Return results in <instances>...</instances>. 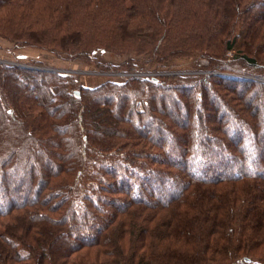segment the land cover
I'll use <instances>...</instances> for the list:
<instances>
[{
    "label": "trees",
    "instance_id": "trees-1",
    "mask_svg": "<svg viewBox=\"0 0 264 264\" xmlns=\"http://www.w3.org/2000/svg\"><path fill=\"white\" fill-rule=\"evenodd\" d=\"M38 1L0 0V6ZM53 11L69 21L63 30L76 37L72 50L86 58L109 49L121 55L148 53L160 62L200 54L210 67L225 68V55L232 51L234 62L254 71L262 65L264 76V50L254 58L244 50L248 44L253 48L254 39L262 42L264 0H72L55 3ZM101 17L107 22L86 30V21ZM239 20L244 24L236 30ZM232 63L226 65L229 70ZM5 68L0 66V86L6 94L27 85L13 86L10 77L40 84L49 78L54 87L44 86L39 94L47 118L37 119L32 111L28 126L15 102L7 101L11 109L0 101V264H264V193L252 191V181L264 185V168L248 167L258 154L264 157V108H253L247 95L261 84L218 75L214 82L178 78L175 90L146 80L85 89L53 73ZM194 82L199 92L189 89ZM225 87L235 92L221 94L228 95V115L214 105ZM200 102L208 123L198 113ZM202 123L212 127L210 132L218 127L222 136L207 132L196 143L193 134ZM165 134L171 137L167 149L159 139ZM197 144L211 153L204 173L192 166L202 162L192 148ZM225 155L231 158L227 163L220 161ZM213 163L225 174H205ZM220 182H233L238 192ZM212 183L218 186L211 192L207 185ZM219 192L229 194L225 199ZM244 199L250 205L257 200L252 207L257 217L242 220V232L235 235L230 208L239 200L246 204ZM98 201L115 204L114 211L98 207ZM247 209L239 211L242 217L251 213Z\"/></svg>",
    "mask_w": 264,
    "mask_h": 264
},
{
    "label": "rangeland",
    "instance_id": "rangeland-1",
    "mask_svg": "<svg viewBox=\"0 0 264 264\" xmlns=\"http://www.w3.org/2000/svg\"><path fill=\"white\" fill-rule=\"evenodd\" d=\"M69 1L72 0H50V1L39 0L38 2H35L33 5L27 7H25L24 5L25 3H19L14 5V8H9L8 5H1L0 6V54L4 56V62L1 63L0 66L6 67L5 69L7 71L10 68H12L13 70L31 69V70H37V72L53 73L54 75H59L65 79H73L74 82L78 84V86L85 89H95L108 82L122 84L126 81H132V80L133 81L146 80L155 83L164 82L167 84H171L174 87L172 89L175 90L179 86L178 83L176 82V79L178 78L179 79L191 78L194 81H197L198 79L208 78V80L212 81L213 80L212 78L215 77L214 80H216L217 79L216 76L218 75L221 76L228 75L237 78L249 79L252 82H257L261 84L260 89H258L253 95H250L249 93L247 95L251 99L253 98L254 100L252 105L253 108L255 107L258 109L264 108L263 103H261L263 102L262 98L264 97V76L260 75L261 68L258 67L262 65H258L255 71L248 67L239 65V63L234 62L235 55L234 52L232 51L227 52L225 55V58L223 60L225 64V68L210 67V63L208 62V59L206 57H202L200 54H192L191 56L189 55L174 56V57H170L167 60H163L162 62L157 61L154 57H152L148 53H139V54L125 53L121 55V54H117L116 51H112L110 49L106 51L94 50L87 56V58L86 56L84 57L78 55L76 52H74V50H72L71 47L72 45H75L74 43L76 42V37L73 35L68 36L67 34L68 32L63 30V29H67V26L68 27L71 26L69 24V21L65 22L63 18L60 17V15L56 13L52 14L54 12L53 8L55 3L63 4ZM106 22H107V17L105 18L101 17L91 21H86L85 22L87 26L86 30H88L89 27L90 28L93 27L95 24L102 25L103 23ZM237 24L238 25L236 30H241L244 22L239 20ZM8 30H11L12 33L7 32ZM54 32L57 34V37H52ZM259 40L260 38L254 39L253 48L250 44H248V46L244 48L248 56H250L251 58L253 55L256 56L255 54L258 51L261 52V49L264 50L263 47L264 34L263 37L261 38L262 42H259ZM50 42L51 45H49ZM59 46H63L61 48H65V51L62 50ZM17 55L19 56V59L16 58ZM256 59H258V56ZM230 63H232L231 66L233 67L230 68L231 70H229V68L226 67V65H229ZM22 78L10 77L9 81L11 82V85L17 83L25 85L27 83V85L23 88L16 86L15 92L14 93L12 92V94L11 93L6 94L5 91L2 90L0 86V101L7 103L6 106L11 109H13L14 106L9 105L7 101L11 99L13 102H15L16 110L18 111V114L22 118L20 120L23 123H26V126H28V123L30 124L31 121L30 119H28L27 116L28 115L30 116L32 114L31 113L32 111H35L36 114L33 115L37 119H39L40 116L43 118L44 117L47 118L48 114L46 113V110L45 109L43 110L41 108V105L39 104L41 100L39 94H41L42 91L44 90V86L47 87L49 90V88L51 89V87L52 88L54 87V84H52V80L49 78L43 79V84H40L39 81H36V79L33 82L31 81L29 82V80H23ZM11 85L9 83V86ZM193 85H190L189 89L196 90L199 92L200 90L197 87V82H194ZM236 89L239 90V87H237ZM71 93L72 92L70 91V94ZM234 93L235 92L232 93L231 90H228V88L225 87L221 89L220 95L218 94L219 99H217L218 97L217 98L214 97L215 107L221 110L225 115H228L229 113L227 109V107H229L228 105L229 98L227 95V99H225L222 95L229 94L231 96L232 95L234 96ZM74 94L76 96H79L78 91H75ZM50 95H51V91H49V95L46 96L43 95V97L45 99H48L50 98L48 97ZM31 104H34V107H31ZM201 105L202 104L200 102V105H198V113H200V116L204 118V120L202 121H206L207 118L205 119L204 116L205 112L203 111V106ZM236 109L240 111L244 117L250 120L249 119L251 118L250 115L249 116L245 115L243 111L239 110L238 108ZM38 112H42L44 115L41 114L39 115ZM261 112L263 111L261 110L260 113ZM218 116L220 117V114H216V118H218ZM262 116L264 118V113ZM162 119L165 122L167 121V124H171L173 122L170 118H162ZM148 125L150 129H152L154 123L151 121L150 124ZM238 125L239 128L243 127V125L239 122ZM211 128L212 127L210 125L208 127L206 123L205 124L202 123V125L197 127V129L194 131L193 141H195L196 143L202 141L204 139V136H206L207 132L212 137L222 136L218 130V127H216L217 130L214 131L211 130L210 132L209 129ZM52 135H50L49 138L52 137ZM261 135L264 137V129L261 131ZM169 138L171 137L168 134H165V136L163 135V137H159L160 142L161 141H162L161 143L164 142L162 144L163 145L162 147L164 149L170 147V144L167 143V140ZM258 147L260 148V146ZM192 148L193 150L195 148L194 152L198 157L197 159L202 160V162L198 161V164L195 162L192 165L194 166V172H196L195 171L196 167L199 166L200 171L202 173L203 171H206L204 166H209L207 161L211 159L210 157L211 153H207L206 151L204 152V148L200 144H197V146H194ZM140 151H144V150L142 149ZM218 152H219L218 149L214 146L212 149V153L217 154ZM35 158L37 160V157ZM225 158H227V155H225ZM49 160L52 163H59V160L55 157H50ZM228 160H231V158L229 157L224 161L222 160L220 161L227 163L229 162ZM38 161L43 163V159H41V161L40 160ZM166 161L170 162L169 158ZM261 162H264V157L262 158V156L258 154V157H255L254 161L248 162V164L250 165L248 167L254 169L256 167H259L263 169L264 165L262 164L264 163ZM200 163L202 165H199ZM44 166H42V168H44ZM211 166H213L211 169L212 171L210 173H205V174L207 175L209 174L210 176H214V177L215 176L220 177L221 175L225 174L224 173L225 170L221 167V165H217L213 163ZM33 167H37V165L33 164ZM50 170L54 171L53 166L52 169ZM16 173L22 175L18 172V170L16 171ZM106 178L110 179L109 176H107ZM60 181L61 180L56 179L57 183H59ZM232 183L220 182L219 186L227 187L228 191L231 190L232 192H234V194H236V192H238V189H236L235 187L233 188ZM248 183L249 182L245 183V186H247ZM215 184L216 183L207 185L210 186L211 192L216 186H218V184L217 185ZM252 185H253L252 191L258 189V192H260L259 190H261V192L264 193V185H260L261 186L260 188V186L257 185V181H252ZM169 186H171V184H169ZM147 193L149 194V192ZM219 193L224 198L227 196V194H229V192H227V194L222 192ZM159 195H161L162 198L166 196L165 194H161L160 192ZM206 196L210 197L209 195ZM124 197L126 198V195H124ZM252 202H253L252 205L249 204V201L246 204L243 203V200H239L235 206L233 205L231 206V204L228 205L226 204L228 207L231 206L230 209H232V215L234 217V220L232 221V229H234L235 235H238L242 232V224H240L242 220L245 221L246 223L253 222V220L257 217V215L252 212V207L256 206L257 200L254 199ZM98 205H99L98 207H101L103 210L106 211L109 210L114 211L113 208L116 206L115 204H112L111 206H107L103 201H98ZM245 207L248 208L245 211L249 210L251 213H249L248 216L242 217L239 211ZM20 212H22V210H18V213ZM208 214L211 216L210 212ZM98 215H101L103 217V214H98ZM243 229H246V226H244ZM248 231L251 232L249 228ZM83 253H86V251H84ZM90 255L93 258L95 256V252H91ZM245 261L249 262L250 260L245 259ZM6 262L7 264L25 263V262L10 263V261H6Z\"/></svg>",
    "mask_w": 264,
    "mask_h": 264
},
{
    "label": "built area",
    "instance_id": "built-area-1",
    "mask_svg": "<svg viewBox=\"0 0 264 264\" xmlns=\"http://www.w3.org/2000/svg\"><path fill=\"white\" fill-rule=\"evenodd\" d=\"M6 54V53H5ZM7 56V55H6ZM16 58L19 59V56L17 55ZM4 62V56L0 54V64Z\"/></svg>",
    "mask_w": 264,
    "mask_h": 264
},
{
    "label": "water",
    "instance_id": "water-1",
    "mask_svg": "<svg viewBox=\"0 0 264 264\" xmlns=\"http://www.w3.org/2000/svg\"><path fill=\"white\" fill-rule=\"evenodd\" d=\"M77 94V93H76Z\"/></svg>",
    "mask_w": 264,
    "mask_h": 264
}]
</instances>
